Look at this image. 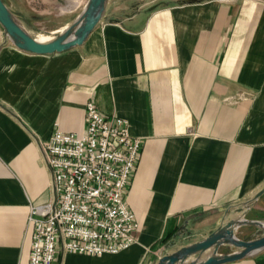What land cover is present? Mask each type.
<instances>
[{"label":"crops","instance_id":"1","mask_svg":"<svg viewBox=\"0 0 264 264\" xmlns=\"http://www.w3.org/2000/svg\"><path fill=\"white\" fill-rule=\"evenodd\" d=\"M3 1L43 39L88 0ZM89 100L143 141L126 194L140 229L117 254L55 264H157L203 240L264 188V0H108L83 44L50 55L0 24V264H29L31 207L55 198L42 146L82 131ZM263 201L245 218L263 221L249 217ZM226 264H264V249Z\"/></svg>","mask_w":264,"mask_h":264},{"label":"built area","instance_id":"2","mask_svg":"<svg viewBox=\"0 0 264 264\" xmlns=\"http://www.w3.org/2000/svg\"><path fill=\"white\" fill-rule=\"evenodd\" d=\"M80 132L55 130L42 149L51 173L53 201L32 206L29 264H55L58 252L117 254L137 241L140 229L126 194L143 141L127 119L85 105Z\"/></svg>","mask_w":264,"mask_h":264},{"label":"water","instance_id":"3","mask_svg":"<svg viewBox=\"0 0 264 264\" xmlns=\"http://www.w3.org/2000/svg\"><path fill=\"white\" fill-rule=\"evenodd\" d=\"M107 1L88 0L83 11L49 41H40L33 37L3 0H0V24L19 49L40 55L62 53L83 44L103 20ZM263 194L264 188L259 190L249 202L255 201ZM249 202L237 209L231 218L223 220L219 227L203 240L162 257L157 264H226L263 250L264 233L261 237L251 240H244L236 235V230L242 226H256L264 232V221L245 218V214L251 208ZM223 245L233 247L235 250L220 253L219 249ZM195 255L199 256L195 258Z\"/></svg>","mask_w":264,"mask_h":264},{"label":"rangeland","instance_id":"4","mask_svg":"<svg viewBox=\"0 0 264 264\" xmlns=\"http://www.w3.org/2000/svg\"><path fill=\"white\" fill-rule=\"evenodd\" d=\"M263 197H264V194H263ZM250 216H251V218L254 217V218H258V219L264 221V201H263V204L260 208H257L256 210H252V212L249 214V217ZM243 231L244 230H242L238 234V237L241 239H243V238H258V237H261L264 233L263 230H259L257 228H247V230H245L247 232H243ZM234 250H235V248H233V247L223 248V252H225V253L230 252V251H234Z\"/></svg>","mask_w":264,"mask_h":264},{"label":"bare ground","instance_id":"5","mask_svg":"<svg viewBox=\"0 0 264 264\" xmlns=\"http://www.w3.org/2000/svg\"><path fill=\"white\" fill-rule=\"evenodd\" d=\"M53 38H54V36L53 37L45 36V37H43V39H39V38H37V39L40 40V41H49V40H51Z\"/></svg>","mask_w":264,"mask_h":264}]
</instances>
